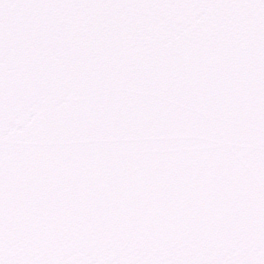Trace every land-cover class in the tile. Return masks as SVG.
Here are the masks:
<instances>
[{
  "label": "snow or ice",
  "instance_id": "1",
  "mask_svg": "<svg viewBox=\"0 0 264 264\" xmlns=\"http://www.w3.org/2000/svg\"><path fill=\"white\" fill-rule=\"evenodd\" d=\"M0 264H264V0H0Z\"/></svg>",
  "mask_w": 264,
  "mask_h": 264
}]
</instances>
